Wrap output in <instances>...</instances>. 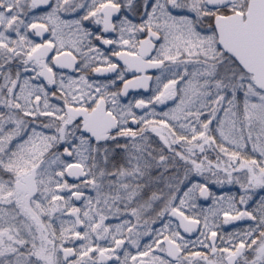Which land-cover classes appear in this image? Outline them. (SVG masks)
Segmentation results:
<instances>
[{"label":"snow or ice","instance_id":"6c2138e0","mask_svg":"<svg viewBox=\"0 0 264 264\" xmlns=\"http://www.w3.org/2000/svg\"><path fill=\"white\" fill-rule=\"evenodd\" d=\"M0 264H264V0H0Z\"/></svg>","mask_w":264,"mask_h":264}]
</instances>
